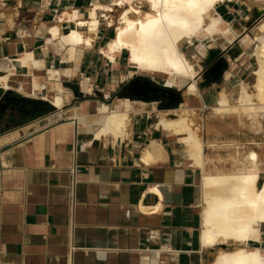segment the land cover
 Here are the masks:
<instances>
[{"label":"crops","instance_id":"0c3cea01","mask_svg":"<svg viewBox=\"0 0 264 264\" xmlns=\"http://www.w3.org/2000/svg\"><path fill=\"white\" fill-rule=\"evenodd\" d=\"M91 2L0 1L1 36L10 34L0 39V58L14 60L32 51L47 68L74 70L72 76L60 78L65 88L60 93L61 108L49 101V110L43 114L10 118L7 112L0 120V264H211L220 250L237 245L203 244L204 171L184 142L156 126L153 114L165 108L162 98L122 93L138 77H127L131 66L126 52L113 66L95 46L83 52L75 71L76 62L63 60L67 49L63 42L57 41L62 54L54 45L47 47V28L56 16L63 10H77L86 18ZM236 3L222 10L235 23L242 16ZM8 14L13 26L4 16ZM61 25L76 27L68 20ZM112 27L101 22L100 47L113 37ZM82 74L98 88L117 81L110 90L112 104L126 96L139 107L140 101L147 102L141 116L132 111L130 137L96 140L94 127L70 114L78 103L103 99L96 94L81 97ZM123 75L127 78L119 82ZM53 81H40V94L58 93ZM211 115L205 117L203 154L205 169L214 173L234 165L228 160V118L213 120ZM149 147L154 157L150 163L144 160ZM259 159L263 178L264 157ZM247 246L264 252L263 226L259 238L250 239Z\"/></svg>","mask_w":264,"mask_h":264},{"label":"bare ground","instance_id":"6f19581e","mask_svg":"<svg viewBox=\"0 0 264 264\" xmlns=\"http://www.w3.org/2000/svg\"><path fill=\"white\" fill-rule=\"evenodd\" d=\"M234 1L245 3L249 10L255 3L264 15V0H142L145 9L134 5L135 0H92L86 18H82L77 10H63L56 16L55 23L47 28V47L54 45L61 52L57 41L63 42L67 46L65 52H61L63 60L76 62L75 71L83 52L95 46L108 65L113 66H117L120 55L127 52V62L132 68L127 77H160L161 86L183 91L180 103L156 111L153 117L157 127L186 144L194 163L203 168V244L211 247L220 243L237 245L234 249L220 250L211 264H264V252L247 246L250 239L259 238L261 226L264 227V177L260 175L259 152L250 149L245 159L233 168H219L214 173L205 169L203 154L206 124L200 112L202 108H210L213 120H233L235 115L264 112V19L251 27L253 37L248 35L245 41L239 39L241 30L222 12ZM116 9L122 11L114 35L100 47L98 30L101 22L114 26L112 13ZM4 16L13 26L12 15ZM66 20L74 22L76 27L64 29L61 23ZM2 33L0 25V39L10 35L1 36ZM252 44H255L250 53L254 66L248 77L228 87L232 69H226L227 85L214 84L212 96L203 98L200 84L205 82V66L201 60L213 61L215 56L225 52L226 59L234 67L235 60L243 59ZM73 73L72 68L45 67L32 51L24 52L14 60L0 58L1 89L28 97L41 96L57 108L62 106L64 97L60 93L65 91L60 78L63 74L72 76ZM127 77L123 75L118 80L124 82ZM46 79L54 80L53 88L57 87L58 93L46 91L40 94V81ZM116 83L103 89L96 87L87 75L80 76L79 88L83 95L96 94L103 99L78 103L70 114L79 123L93 126L96 140L130 137L134 122L132 111L141 116L147 106V102L140 101L139 107L129 96L110 103V90L116 88ZM152 150L149 147L145 151L144 160L148 163L154 161ZM151 190L160 194L157 187ZM142 209L146 207L142 206Z\"/></svg>","mask_w":264,"mask_h":264},{"label":"rangeland","instance_id":"374dc122","mask_svg":"<svg viewBox=\"0 0 264 264\" xmlns=\"http://www.w3.org/2000/svg\"><path fill=\"white\" fill-rule=\"evenodd\" d=\"M134 5L143 6V9L146 8L142 0H135ZM236 5H238L242 10V16L240 19H238V21H236L235 26L241 30V36L239 37V39L245 41L246 39H248V35H251V37H253V34H250L251 27L258 25L260 21L264 19V15L262 16L260 14L259 8L255 3L250 7V10L248 9L249 7L243 2H238L236 3ZM121 11V9H116V11L112 13L114 19V26L112 28L114 32L115 25L118 23ZM245 16H249V19L244 20ZM253 48H255V44H252L251 47H249L243 59L235 60L234 67H231V63L226 59L225 52H221L219 55L215 56L213 61L219 60V72L215 76H212L210 74V71L213 68H211V64L213 63V61H204L202 59L201 64L205 66L203 70L205 82L200 84L202 96L204 98L212 96V93L214 92V90H212V87L214 84H218L219 86L224 87L227 85V81L224 79V72L226 69H232V80H228V87L234 85L237 80L247 78L254 66V61L250 54ZM138 78L149 79L153 82L158 83L159 85H162V78L160 77H143L140 75L138 76ZM251 90H253V88H251ZM176 92H178L180 95H183V91ZM81 97L84 100L88 98L84 97L83 94ZM161 98L164 102V109L178 104L182 100H168L167 102H165L164 98ZM200 112L204 117L211 114L210 108L208 107L202 108ZM250 149H256L260 153V155L264 157V112L253 114L251 116L247 114L235 115L233 120L228 119V160H232L233 165L238 164L240 160L245 159ZM232 167L234 166L230 165L228 166V169H231ZM221 169L227 170L226 168Z\"/></svg>","mask_w":264,"mask_h":264},{"label":"water","instance_id":"95a60500","mask_svg":"<svg viewBox=\"0 0 264 264\" xmlns=\"http://www.w3.org/2000/svg\"><path fill=\"white\" fill-rule=\"evenodd\" d=\"M217 69L218 66H214L210 71V74L212 76H215ZM160 90L168 92L169 99L175 101L172 95H174L176 91L161 86L158 83L153 82L149 79H145L142 81L138 77L132 80L129 84H127L125 90H123L124 92L122 93H129L134 96L148 99L151 96V92L157 93ZM50 105L51 104L48 100L31 98L24 95H16L13 93L11 94L9 92H5L3 89L0 88V114L5 113L6 110L10 108L13 110L16 109L19 112L24 113L26 116H33L38 113L43 114L47 112L49 110Z\"/></svg>","mask_w":264,"mask_h":264},{"label":"flooded vegetation","instance_id":"af4514ba","mask_svg":"<svg viewBox=\"0 0 264 264\" xmlns=\"http://www.w3.org/2000/svg\"><path fill=\"white\" fill-rule=\"evenodd\" d=\"M218 64H219V60H215V61H213V63L211 64V68L212 67H214V66H218ZM218 72H219V67H218V69H217V71H216V74H218ZM142 81L143 80H145V79H141ZM12 94V93H11ZM151 95H157V96H160V97H163L164 98V100H165V102H167L168 100H170L169 99V94H168V92H166V91H164V90H160V91H158L157 93H150ZM179 94V93H178ZM177 94V92L176 93H174V95H172L173 97H174V99H175V101L176 100H178L179 99V95ZM28 108H30V107H28ZM7 112H9V116H10V118H23V117H25L26 115L24 114V113H21V112H19L18 110H16V109H10V108H8L7 110H6V112L5 113H3V114H0V120L3 118V117H5L6 115H7Z\"/></svg>","mask_w":264,"mask_h":264},{"label":"built area","instance_id":"2783aa9c","mask_svg":"<svg viewBox=\"0 0 264 264\" xmlns=\"http://www.w3.org/2000/svg\"><path fill=\"white\" fill-rule=\"evenodd\" d=\"M75 184H76V182L73 180V184L71 186V198H72L73 202L75 199Z\"/></svg>","mask_w":264,"mask_h":264}]
</instances>
